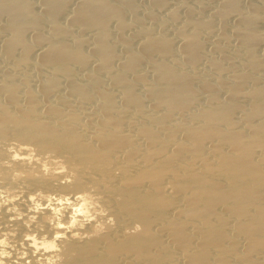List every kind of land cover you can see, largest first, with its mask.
I'll use <instances>...</instances> for the list:
<instances>
[{"label": "bare ground", "instance_id": "bare-ground-1", "mask_svg": "<svg viewBox=\"0 0 264 264\" xmlns=\"http://www.w3.org/2000/svg\"><path fill=\"white\" fill-rule=\"evenodd\" d=\"M5 156L0 264H264V0H0Z\"/></svg>", "mask_w": 264, "mask_h": 264}, {"label": "rangeland", "instance_id": "rangeland-1", "mask_svg": "<svg viewBox=\"0 0 264 264\" xmlns=\"http://www.w3.org/2000/svg\"><path fill=\"white\" fill-rule=\"evenodd\" d=\"M9 142L11 143H9V145H7L8 147L7 146L6 147L7 149L9 148V150H11V148H13L14 145L12 144L13 141H9ZM13 150H16L15 147L11 151ZM38 157L40 159V156ZM38 157L35 156L34 158L33 156L34 159L36 158L38 159ZM43 159L46 160V158L41 157L40 161H43ZM7 160H8L7 156H5L4 158H0V168H1V163L4 161L6 163ZM31 197L33 199H31ZM47 198L48 197H44V196L42 197L40 189L37 186H31L27 184L25 181H23V179L21 178H18L17 180H9V179L0 178V208L1 207L10 208L12 211L11 216L15 218L21 219L23 221L25 220V222H29V221L31 222L32 220L36 219V217L41 215L42 212L46 210L45 206L49 205V200ZM1 220H2V214L0 213V228L2 227L1 234H0V240L6 241L7 244L10 243L12 245L14 244L13 241H15L14 236L13 235L7 236V234L14 233L10 229L11 225L3 224ZM23 233L25 235V232ZM7 244H6V247H7ZM15 250L14 252L20 251L19 255H21V252L23 249L21 248V249H15Z\"/></svg>", "mask_w": 264, "mask_h": 264}]
</instances>
